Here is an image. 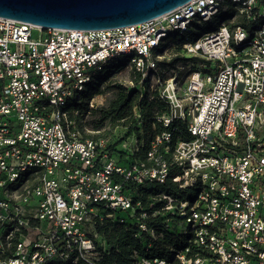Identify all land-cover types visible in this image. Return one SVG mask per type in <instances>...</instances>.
I'll return each mask as SVG.
<instances>
[{
	"label": "built area",
	"instance_id": "2783aa9c",
	"mask_svg": "<svg viewBox=\"0 0 264 264\" xmlns=\"http://www.w3.org/2000/svg\"><path fill=\"white\" fill-rule=\"evenodd\" d=\"M222 8L234 12L204 30ZM168 45L189 64L161 67ZM118 56L140 73L130 83L141 97L166 102L157 120L187 132L173 142L178 126L163 130L146 159L135 157L136 133L112 148L68 107L91 69ZM173 170L179 188L196 189L193 200L160 193L144 206L124 186L164 183ZM157 202L153 215L167 213L166 228L188 243L171 261L138 264H264V0H190L97 30L0 17V264H99L108 246L97 222L130 217L156 236L146 219Z\"/></svg>",
	"mask_w": 264,
	"mask_h": 264
},
{
	"label": "trees",
	"instance_id": "16d2710c",
	"mask_svg": "<svg viewBox=\"0 0 264 264\" xmlns=\"http://www.w3.org/2000/svg\"><path fill=\"white\" fill-rule=\"evenodd\" d=\"M231 8H222L215 16L214 23L205 26L203 29H212L222 20L227 19L233 14ZM244 25H247L246 23ZM188 58L181 54H176L170 60L159 61L161 67L171 68L178 62H185ZM127 56H118L103 63L101 67L91 69V80L86 83L84 89L68 102L70 110H78L77 123L85 133V128L100 131L97 134H86L88 136L110 137V146L116 148L120 146L122 139L132 133L143 138L140 151L135 154L136 158L146 159V153L152 140L163 130L173 131V126H178L173 131V142L178 137H187L184 125L177 124L174 121L172 126L165 127L162 122L157 120V116L168 111L167 104L156 94H145L140 96L138 88H129L128 86L111 81V76L120 71L127 65ZM133 79L137 82L140 73L133 71ZM105 90L111 91L112 96L103 105H97L90 108L89 103L94 96L103 93ZM138 106L141 118H136L134 107ZM140 122V123H139ZM111 130L121 125L125 129L124 134L117 140H111L110 131L101 132L105 126ZM172 142V144H173ZM164 158L171 159L169 153H164ZM177 170H173L164 183L149 182L144 185H135L131 182H125L126 189L131 191L135 200H141L144 206L160 193H165L178 197L183 200H193L196 189H181L178 183L174 182L172 177ZM161 208V202H157L155 207L150 210V215L146 219L148 226H153L156 236H151L147 232H139L136 222L128 218L125 222H119L115 218H106L103 222H97L96 231L103 236L107 243V250L102 254L99 264H138L142 257L164 258L173 260L174 252L177 249H183L188 243L186 235H176L166 228L165 220L167 213L153 215L154 211ZM117 214V213H116ZM141 235V236H140ZM70 262H58L57 264H69ZM77 264H86L79 260Z\"/></svg>",
	"mask_w": 264,
	"mask_h": 264
},
{
	"label": "water",
	"instance_id": "95a60500",
	"mask_svg": "<svg viewBox=\"0 0 264 264\" xmlns=\"http://www.w3.org/2000/svg\"><path fill=\"white\" fill-rule=\"evenodd\" d=\"M190 0H0V17L44 28L97 30L159 17Z\"/></svg>",
	"mask_w": 264,
	"mask_h": 264
},
{
	"label": "rangeland",
	"instance_id": "374dc122",
	"mask_svg": "<svg viewBox=\"0 0 264 264\" xmlns=\"http://www.w3.org/2000/svg\"><path fill=\"white\" fill-rule=\"evenodd\" d=\"M169 41H174L175 38L179 39V37H176V33H171L169 36ZM169 49H167V51L165 52V56L172 58L174 55L179 54V48L174 47L173 45H168ZM189 64L188 62H179V66L181 65H187ZM181 73L185 74L187 73L188 70V66H185L183 69H181ZM132 70L127 67V65L122 68L120 71L116 72L115 74H113L111 76V81L114 82H120L126 86H130L129 88H134V86L131 85L130 80H133V74H132ZM112 96L111 91L105 90L103 93L98 94L96 96H94L95 98V103L97 105H103L106 104V102L109 100V98ZM111 128L107 125L105 126L103 129H101V132H105V131H110ZM125 132V129L123 127H121V125L116 126L115 128H113L111 130V133H109V135L111 136V140H117L119 139V137H121ZM92 134V133H90Z\"/></svg>",
	"mask_w": 264,
	"mask_h": 264
}]
</instances>
